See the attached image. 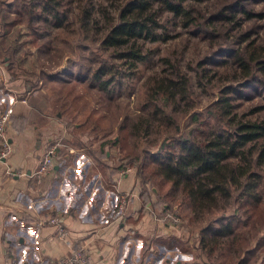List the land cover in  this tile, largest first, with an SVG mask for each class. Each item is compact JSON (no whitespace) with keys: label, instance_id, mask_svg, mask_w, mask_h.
I'll list each match as a JSON object with an SVG mask.
<instances>
[{"label":"trees","instance_id":"obj_1","mask_svg":"<svg viewBox=\"0 0 264 264\" xmlns=\"http://www.w3.org/2000/svg\"><path fill=\"white\" fill-rule=\"evenodd\" d=\"M209 1L114 0V14H109L103 6L100 8L105 18V26L100 27L104 33L101 49L109 51L110 58L119 59L129 70L138 71L140 64L146 63L154 53L147 44L167 41L169 32L178 27L198 29L197 33L212 40L217 39L214 29H226L225 41L218 46L219 54L210 61L217 69L209 71L202 66L204 74H197L201 87L209 81L208 71L213 80L221 83L220 95L208 114L215 124L199 122L198 128L183 135L173 112H180L181 102L190 101L191 77L169 57H163L169 69L160 74L156 72L150 79L147 99L136 120L122 130L127 136L148 138L159 133L162 138L157 153L148 160L152 165L148 174L138 175L143 195L147 183L154 179L157 187L170 184L171 193L185 195L195 214L220 211V219L204 228L195 245L199 264H205L203 258L216 264L217 251L225 243L232 244L241 261L248 263L257 258L255 250L264 244L261 175L256 171L257 166L264 164V121L247 118L257 109L239 114L240 103L236 100L244 96L253 99L256 94L264 96V38L260 32L248 28L251 22L264 21V11L251 7V3L264 0H223L207 15ZM64 2L31 0L26 13L31 19L36 16L47 24L53 22L61 27L67 19L61 13ZM91 7L94 6L82 11L79 17L81 28L87 32L90 25L94 28L99 23L93 18ZM35 10L40 11L38 16ZM98 63L92 80L103 90L128 77L115 69V62L108 64L100 60ZM154 142L152 145L156 146L158 140ZM240 213L246 219L239 218ZM242 227L248 230H241ZM261 233L263 236L258 239ZM255 239L258 242L253 244Z\"/></svg>","mask_w":264,"mask_h":264},{"label":"rangeland","instance_id":"obj_2","mask_svg":"<svg viewBox=\"0 0 264 264\" xmlns=\"http://www.w3.org/2000/svg\"><path fill=\"white\" fill-rule=\"evenodd\" d=\"M30 2L31 0H0V38L4 41L5 55L10 57V67L15 74L19 70L20 74L23 73L22 75L33 82L31 90L40 87L48 92L49 99L56 102L54 108L59 104L58 112L67 116L70 125L79 123L84 133L91 137L92 142L96 137L103 141L105 148L101 157L105 159L104 162L109 160L115 162L116 167L120 169L131 168L137 177L138 175L145 177L148 174L152 166L148 160L151 161L157 153L162 138L159 133L148 138L127 136L122 128L130 126L136 120L141 106L147 99V85L150 79L156 72L160 74L163 70L169 69L161 59L163 57H169L172 63L181 66L191 77L193 93L190 101L181 102L180 112H173L183 135L198 128L199 122L215 124L212 115L208 114L214 100L220 95L221 83L212 79V73L209 71L217 67L211 65L210 61L219 54L218 46L225 41L226 29H214L212 32L217 35V39L212 40L197 33L198 29L178 27L169 32L170 37L167 41L148 43L147 47L154 52L151 58L140 64L138 71H131L127 65H121L119 59L110 58L109 51L104 52L101 49L104 33L100 27L105 26V18L104 10L100 8L103 6L109 14H114L116 4L114 0H65L61 13L67 19L61 27H57L58 25L53 22L47 24L36 16L31 19L26 13V6ZM221 3L223 0H210L206 6L207 15ZM90 6H94L91 7L94 11L93 18L99 23L94 28L90 25V31L87 32L81 28L79 17L81 12ZM251 7L257 11H264V2L251 3ZM35 11L38 16L40 11ZM248 28L255 33L260 32L264 38V21L251 22ZM213 44L218 45L213 47ZM100 60H105L108 64L115 62L117 66L115 69L121 70L128 77L119 79L118 84L112 83L107 90L101 89L92 80ZM202 66L209 68L206 72L209 81L203 82V87L199 85L197 77V74H204ZM244 97L236 100L240 103L237 112L243 114L257 109L247 118L264 121V96L256 94L253 99ZM193 114L197 116L193 118ZM198 137L202 138L199 135ZM152 140L153 142L158 140L156 146L152 145ZM55 142L62 143V139ZM106 152L110 153L109 157L106 156ZM256 171L261 175L259 194L264 208V164L257 166ZM138 180L142 182L141 178ZM155 182L152 179L147 183L149 188L144 195L142 194L143 201L155 200V208L159 207V210L164 207L166 210L178 211L184 221L183 229L179 233L182 240L180 243L184 248L195 247L204 228L220 219V211L195 214L190 210L185 195L180 192L171 193L170 184L163 188L157 187ZM152 188L157 192L155 193ZM238 216L242 220L246 219L244 214L240 213ZM244 229L248 230V227H242L241 230ZM262 236L263 233L258 239ZM258 239H255L253 244H256ZM235 252L232 244L225 243L224 247L217 251L214 262L264 264V244L255 250L254 256L257 258L254 257L248 263H243L242 258ZM194 253L197 261L198 250ZM205 260L208 261L203 258L204 263Z\"/></svg>","mask_w":264,"mask_h":264},{"label":"crops","instance_id":"obj_3","mask_svg":"<svg viewBox=\"0 0 264 264\" xmlns=\"http://www.w3.org/2000/svg\"><path fill=\"white\" fill-rule=\"evenodd\" d=\"M4 48L0 38V112L12 107L14 114L12 151L0 163V264H9L7 252L19 264L53 263L79 244L86 245L90 264H199L195 247L184 248L179 232L155 220L159 207L143 201L135 171L121 175L125 168L104 162L103 141L92 142L79 123L70 125L43 88L31 90L33 82L13 72ZM59 139L63 146L53 170L36 184L32 174L49 143ZM121 193L135 195L128 216L106 223L105 208H115ZM49 217L59 218L67 237L59 238L53 224L38 225ZM130 230L138 245L128 242Z\"/></svg>","mask_w":264,"mask_h":264},{"label":"built area","instance_id":"obj_4","mask_svg":"<svg viewBox=\"0 0 264 264\" xmlns=\"http://www.w3.org/2000/svg\"><path fill=\"white\" fill-rule=\"evenodd\" d=\"M13 114L14 110L12 107H7L6 109L0 112V163L5 162V160L8 159L12 151V143L10 142L9 130L12 127ZM62 146L63 145L61 142H53L47 147L45 154L40 159L36 170L32 174V178L36 184H42L45 176L53 170ZM130 171L131 168L123 169L121 171V175H124L125 173H128ZM6 172L7 174H12L9 169ZM134 196L135 195L132 193H121L118 198V204L115 206V208H105V211L102 216L103 220L106 223H110L114 222L116 220V217L125 219L128 216L131 200L134 198ZM153 213H155V220H159L160 222L171 227L177 232L180 233L183 229L184 221L178 211L166 210V208L162 207L158 211L159 214L156 213L154 210ZM46 224H53L57 227V234L59 238H65L68 236L64 226L60 224L59 218L49 217L43 220H39L38 222L39 226H44ZM129 236L130 239L128 240V242H135V245H138L140 243V239H137L135 237L136 232L134 230L129 231ZM6 260L9 264H19L18 258L12 257L8 252L6 254ZM91 262L92 257L86 245L79 244L73 247L69 254L65 255L58 261L53 263L43 261L41 262V264H90ZM161 263L162 262L160 260L154 261V264Z\"/></svg>","mask_w":264,"mask_h":264},{"label":"water","instance_id":"obj_5","mask_svg":"<svg viewBox=\"0 0 264 264\" xmlns=\"http://www.w3.org/2000/svg\"><path fill=\"white\" fill-rule=\"evenodd\" d=\"M205 264H211V263L205 260Z\"/></svg>","mask_w":264,"mask_h":264}]
</instances>
